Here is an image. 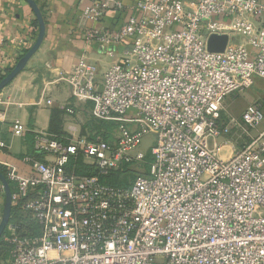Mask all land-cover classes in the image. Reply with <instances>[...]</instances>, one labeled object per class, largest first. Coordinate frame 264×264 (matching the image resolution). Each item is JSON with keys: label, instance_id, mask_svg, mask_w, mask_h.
I'll use <instances>...</instances> for the list:
<instances>
[{"label": "built area", "instance_id": "built-area-1", "mask_svg": "<svg viewBox=\"0 0 264 264\" xmlns=\"http://www.w3.org/2000/svg\"><path fill=\"white\" fill-rule=\"evenodd\" d=\"M125 7L96 0L83 15L97 22ZM131 9L119 27L86 30L111 52L123 45L119 61L99 75L83 57L61 76L114 125L109 138L35 132L41 156L23 158L30 174L3 163L24 220L8 223L0 264H264V102L239 116L226 109L264 79V0H138ZM214 34L229 36L224 51L209 49ZM261 124L221 156L222 137ZM78 160L96 173L78 172ZM123 168L135 173L130 187L105 181Z\"/></svg>", "mask_w": 264, "mask_h": 264}, {"label": "crops", "instance_id": "crops-1", "mask_svg": "<svg viewBox=\"0 0 264 264\" xmlns=\"http://www.w3.org/2000/svg\"><path fill=\"white\" fill-rule=\"evenodd\" d=\"M35 1L46 22L45 38L25 68L0 91V165L9 163L23 175L32 170L23 159L29 151L27 133H85L92 117V103L78 101L61 76L70 74L83 57L98 66L99 75L119 61L123 45L111 52L103 45L87 42L86 30L119 27L133 14L131 6L138 0H122L125 9L111 8L104 20L97 22L83 15L96 0ZM35 21V12L27 0H0V74L6 75L7 69L13 68L34 44L39 33ZM241 43L245 44L244 40ZM16 122L27 128L23 136L15 133ZM4 203L0 181V214Z\"/></svg>", "mask_w": 264, "mask_h": 264}, {"label": "rangeland", "instance_id": "rangeland-1", "mask_svg": "<svg viewBox=\"0 0 264 264\" xmlns=\"http://www.w3.org/2000/svg\"><path fill=\"white\" fill-rule=\"evenodd\" d=\"M257 99H261L264 102V79L258 78L254 86L245 90L243 92L235 93L234 95L230 96V98L226 102V109L228 112L232 113L233 115L239 116L241 115L244 110L248 107V105ZM89 131L94 132L97 131L99 127H102L103 131L106 129L107 132L112 131L114 125L109 129L108 124L97 120L92 115L91 119L89 120ZM263 126V124L255 127V128H248L244 127L243 129H237L230 137H222L220 142L223 143V149L221 151L222 157H229L233 150L240 148L243 144H245L252 135L256 134L259 129ZM154 134L147 135L142 144L141 149L148 151L150 150L151 146L154 145ZM126 182L131 184L132 179H128Z\"/></svg>", "mask_w": 264, "mask_h": 264}, {"label": "water", "instance_id": "water-1", "mask_svg": "<svg viewBox=\"0 0 264 264\" xmlns=\"http://www.w3.org/2000/svg\"><path fill=\"white\" fill-rule=\"evenodd\" d=\"M32 9L35 12L38 24L39 33L34 44L27 50V52L18 60L13 68L0 80V91L5 88L26 66L28 60L41 46L46 35V22L43 13L35 0H27ZM229 42V36L227 34L210 36L208 41V47L211 51L221 52L224 51ZM0 181L5 191V203L0 222V238L4 234L8 223L10 222L12 212V189L11 184L6 175L0 170Z\"/></svg>", "mask_w": 264, "mask_h": 264}, {"label": "trees", "instance_id": "trees-1", "mask_svg": "<svg viewBox=\"0 0 264 264\" xmlns=\"http://www.w3.org/2000/svg\"><path fill=\"white\" fill-rule=\"evenodd\" d=\"M35 25L38 27V22L35 21ZM26 50H24L25 53ZM23 53V54H24ZM12 69V67L8 68L6 72H9ZM5 76V74H0V80ZM87 127L89 128V126L87 125ZM112 127V124H108V128L110 129ZM98 133L102 134L104 137L109 138V133L107 132V130L105 129L103 131L102 127H99L98 129H96ZM61 135V134H59ZM34 134L33 133H27V142L29 144V151L27 152L28 154H32L36 157H40L41 154L36 153V151L34 150ZM75 168L78 170V172L80 173H86V174H95L96 170L94 169L93 166H88V165H84L82 164L81 160L75 161ZM0 170L6 175L7 177V171L6 168L2 165H0ZM135 173L134 171H130L127 170L126 168L119 170L116 173H112L107 179H105V181H107L108 183H111L113 185L116 186H122V187H130L131 184H128V182H126L128 179H132V177H134ZM11 184V189L12 191H14V184L9 181ZM24 214L22 212H20L19 210H17L16 208H12V212H11V218L10 221L11 222H20L23 223L24 220ZM27 220V219H25ZM26 222V221H24ZM9 253V249L7 248L6 245H4L3 243L0 242V262L2 259H5L8 256Z\"/></svg>", "mask_w": 264, "mask_h": 264}]
</instances>
